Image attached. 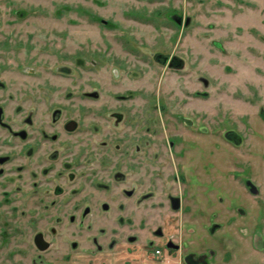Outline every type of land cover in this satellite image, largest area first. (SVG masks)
Returning <instances> with one entry per match:
<instances>
[{"label": "rangeland", "instance_id": "obj_1", "mask_svg": "<svg viewBox=\"0 0 264 264\" xmlns=\"http://www.w3.org/2000/svg\"><path fill=\"white\" fill-rule=\"evenodd\" d=\"M112 2L104 11L107 0H0V52H7L6 76L65 100L55 105L65 106L70 116L82 110L76 117L81 125L93 123L96 117H90L97 115L90 102L77 108V97L94 100L96 88L99 100L115 94L138 109L147 98L150 185L147 191L138 187L133 213L112 228L118 238L101 245L96 225L87 224L85 247L82 242L70 250L59 239L57 220L36 226L29 203L0 205V264H175L189 248L209 261L264 264V0ZM16 6L22 9L17 14L27 13L21 22L12 14ZM107 19L111 24L105 29L100 20ZM42 26L51 31L40 33ZM133 46L143 52L140 58L128 53ZM74 48L82 56L67 54ZM158 52L177 56L179 70L159 65L153 59ZM122 58L128 66L117 69ZM16 61L23 63L20 76L10 70ZM157 115L164 118L165 130L154 120ZM155 132H164V155L158 149L162 136L158 140ZM69 138L78 148L79 134ZM196 161L207 164L206 170L196 166L197 178ZM171 197L181 199L176 211ZM36 231L48 234L49 250L34 249ZM125 235L130 242L138 236L154 242H148L150 247L145 241L121 243ZM166 241L179 248L167 250Z\"/></svg>", "mask_w": 264, "mask_h": 264}, {"label": "flooded vegetation", "instance_id": "obj_2", "mask_svg": "<svg viewBox=\"0 0 264 264\" xmlns=\"http://www.w3.org/2000/svg\"><path fill=\"white\" fill-rule=\"evenodd\" d=\"M107 1L104 11L110 10L114 3L112 0ZM24 10L26 11L25 8ZM10 11H14L12 14L20 22L21 18L27 16V13L23 16L17 14L22 11L17 6L13 11L10 8ZM78 16L76 14V17ZM91 21L99 25L98 20ZM65 22L75 24L69 22V19ZM110 22V19L100 20L105 29L109 28ZM37 30L35 27L33 31ZM38 31L46 34L51 29L42 26ZM130 41L126 40V43L129 44ZM61 49L67 48L61 44ZM128 50V53L135 57L140 58L143 54L135 46ZM6 54L7 52H0V205L12 202L29 203L36 226L47 219L53 222L57 220L56 227L60 229L59 239L65 242V247L68 245L66 248L68 250L75 249L74 244L81 248L82 242L85 247L86 240L83 237L84 234H88L85 226L93 223L97 227V242L105 244L102 242L112 236H119L113 233L116 230L112 231L113 227L114 229L118 227V219L133 213V199L139 192L138 187L146 188L147 191L150 185L149 100L146 98L145 104L138 109L127 100L119 101L121 99H117L115 94L111 99L99 100L102 93L96 88L99 95L94 100L77 97L79 99L77 108H84V103L90 102L95 104L93 113L97 115L90 117H96L92 118L93 123L81 125L80 119L76 117L81 116L79 112L82 110L77 109L76 117L70 116L64 109L65 106L55 105V102L60 104L65 100H55L51 92L45 95L43 89L38 91L37 87L33 89L21 79L16 83L14 78L6 76V72H9V69L5 68ZM67 54H73L72 57L82 56V52L76 48ZM126 58L124 56V60ZM153 59L172 71L180 68V59L175 55L158 52L153 55ZM126 61L129 64L127 59ZM119 62L117 69L124 65L128 66L123 63V58ZM22 65V62L16 61L14 67L10 69L11 72L20 76ZM158 105L163 106L160 102ZM86 114L89 112L84 109L82 116L85 118ZM154 120L156 123L162 122L161 130H165L162 116L157 115ZM75 133L80 136L78 148H73L69 144V136ZM155 134L158 135V140L159 134L162 136L161 142H158V149L164 155L166 146L162 141L164 132ZM162 161L165 162L164 158ZM196 166L197 161L195 162L197 178V169L206 170L207 164L197 166L199 168ZM200 173L203 174V170ZM204 173L209 175V170ZM197 182L192 185L195 189ZM169 203L171 209L176 211L181 206V199L171 197ZM174 205H178L177 208H174ZM105 222H110L109 228ZM64 229L66 232L62 234L61 230ZM74 232L77 238L73 235ZM125 236V241L123 237L121 243L145 241L143 245L150 247L147 245L148 242L149 244L154 242H146V238L144 240L139 236L130 242L128 241L130 238ZM73 238L81 239L76 242ZM31 242L38 252H45L53 246V242L44 231L34 232ZM117 242L112 243L109 248H114ZM168 242H171L172 246L167 247ZM174 245L177 248H173ZM165 246L167 250L179 248V245L172 241H166ZM182 261L192 264L210 262L207 257L190 248L184 251Z\"/></svg>", "mask_w": 264, "mask_h": 264}, {"label": "crops", "instance_id": "obj_3", "mask_svg": "<svg viewBox=\"0 0 264 264\" xmlns=\"http://www.w3.org/2000/svg\"><path fill=\"white\" fill-rule=\"evenodd\" d=\"M222 229H223V227H221V229L219 228V229L216 230V231H219V230H222ZM238 229H239V228H238ZM232 230H233V229H232ZM234 231H235V230H234ZM239 231H240V230H239ZM251 233H252V231H251ZM253 235H254V231H253L252 234H250V237L252 238ZM236 236H237L238 238H242L243 235L241 236L240 233L236 231ZM250 245H251V248H250L251 252H252L253 254H255V255H258L259 250L256 249V248L252 245L251 242H250ZM182 255H183V253L181 254L180 260H179V261H176L175 264H192V263H186V262L182 261ZM233 262H234V261H233ZM245 263L248 264L247 262H243V264H245ZM163 264H167V263H163ZM207 264H232V262H231L229 259H228V260H222V259H218V258L216 257L213 261L207 262ZM257 264H261V262L259 261V262H257Z\"/></svg>", "mask_w": 264, "mask_h": 264}, {"label": "water", "instance_id": "obj_4", "mask_svg": "<svg viewBox=\"0 0 264 264\" xmlns=\"http://www.w3.org/2000/svg\"><path fill=\"white\" fill-rule=\"evenodd\" d=\"M246 185L249 187V191H250L251 193H253V194H256V193H257V188L255 187V185H254L253 183H251L250 181H247V182H246ZM177 206H178V205H174V208H177ZM170 246H172V245H171V242H168V243H167V247H170ZM173 248H177V246L174 245Z\"/></svg>", "mask_w": 264, "mask_h": 264}, {"label": "built area", "instance_id": "obj_5", "mask_svg": "<svg viewBox=\"0 0 264 264\" xmlns=\"http://www.w3.org/2000/svg\"><path fill=\"white\" fill-rule=\"evenodd\" d=\"M160 252H161V251H160L159 249H155V250H154V253L157 254V255H159Z\"/></svg>", "mask_w": 264, "mask_h": 264}]
</instances>
